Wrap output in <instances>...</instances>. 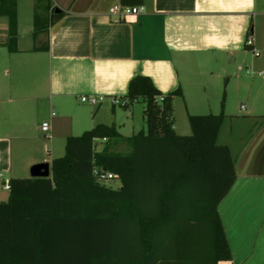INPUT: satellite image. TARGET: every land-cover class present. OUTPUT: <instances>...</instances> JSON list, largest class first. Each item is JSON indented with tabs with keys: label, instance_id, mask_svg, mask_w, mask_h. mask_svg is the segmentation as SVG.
I'll return each mask as SVG.
<instances>
[{
	"label": "crops",
	"instance_id": "obj_1",
	"mask_svg": "<svg viewBox=\"0 0 264 264\" xmlns=\"http://www.w3.org/2000/svg\"><path fill=\"white\" fill-rule=\"evenodd\" d=\"M116 4L0 0V181L51 165L45 141L58 148L98 124L117 126L112 99L123 98L138 75L165 95L181 89L174 111L178 98L190 115L213 112L207 100L223 95L217 141L230 123L222 145L236 180L218 208L233 260L219 264H264V0H143L134 6L141 14L114 23L108 12ZM90 95L105 101L81 102ZM52 105L60 116L45 114Z\"/></svg>",
	"mask_w": 264,
	"mask_h": 264
},
{
	"label": "trees",
	"instance_id": "obj_2",
	"mask_svg": "<svg viewBox=\"0 0 264 264\" xmlns=\"http://www.w3.org/2000/svg\"><path fill=\"white\" fill-rule=\"evenodd\" d=\"M182 95L162 94L138 75L123 99L129 109L144 102L146 129L127 138L130 152L97 151L99 141L121 137L116 126L98 124L67 138L50 177L9 180V199L0 202V264L232 261L218 210L236 180L232 153L217 141L226 115H189L192 133L180 135L173 102ZM95 168L113 173L121 187L100 183Z\"/></svg>",
	"mask_w": 264,
	"mask_h": 264
},
{
	"label": "rangeland",
	"instance_id": "obj_3",
	"mask_svg": "<svg viewBox=\"0 0 264 264\" xmlns=\"http://www.w3.org/2000/svg\"><path fill=\"white\" fill-rule=\"evenodd\" d=\"M223 94V93H221ZM222 98H218L214 96V94L207 100V102H210L212 111L205 110L204 113L200 114H207V113H215L220 114L223 108H221V103H223V95ZM186 102V101H185ZM175 111H174V122L173 126L174 128H177L178 134L180 135H190L192 133V129L189 123V115L192 114L191 110L188 108L187 103L185 104L182 99L176 98L175 103ZM209 106V105H208ZM145 108V104L143 101H139L133 105V109H125V107L116 106V113H118V120H117V126L116 128L122 135L121 137H118L116 139H112L109 142H98L96 145V150L101 151L105 147L110 148L112 151L120 152V153H128L130 152L131 148L127 142V138L133 137V135L140 134L142 131H145L146 124H145V116L143 113V110ZM51 111H54L58 116L61 115L62 111L57 107L52 105L49 110L45 113L46 115L49 114ZM134 111V115L130 118L126 117L129 112ZM208 111V112H207ZM241 116H244L240 114ZM48 123H51V119L48 117L47 120ZM229 122V121H227ZM223 132L220 137L219 144H223L226 142H229L232 133H231V125L230 123L227 125H223ZM144 129V130H143ZM135 133V134H134ZM186 133V134H184ZM250 131L246 134L247 137L249 136ZM235 134V133H234ZM45 144H47V148L44 147V149H49L51 152L49 153L48 159L52 158H60L65 155V142H60L58 148L52 147L49 141H45ZM240 143L238 144V146ZM234 152L237 149V146H234ZM48 151V150H47ZM60 153V154H59ZM51 155V156H50ZM9 181L6 180V182L0 181V201H8L9 199V190L5 187V185ZM107 187H111L113 189H118L121 187V181L119 179H114L112 181H109L105 183ZM222 264H228L227 262H223Z\"/></svg>",
	"mask_w": 264,
	"mask_h": 264
},
{
	"label": "built area",
	"instance_id": "obj_4",
	"mask_svg": "<svg viewBox=\"0 0 264 264\" xmlns=\"http://www.w3.org/2000/svg\"><path fill=\"white\" fill-rule=\"evenodd\" d=\"M143 12V7H129V6H124L122 4H116L113 5L109 9V16L112 18L114 23H120L127 19L130 16H137ZM246 45L248 47H251L254 45V37L249 36L246 42ZM257 55H259L257 53ZM164 97L160 98V101H162ZM105 101L104 96H95V95H90V96H83L81 97V102L86 103L92 106H98L102 102ZM112 104L114 106H120V107H125L127 105V102L123 98H113L112 99ZM55 115V113H53ZM42 131L45 133H49L50 131V124L48 122H45L42 124ZM93 175L96 177V179L100 183H107L109 181L114 180L116 177L113 173L107 172L103 169L100 168H95L93 171ZM5 187L9 189V185L6 184Z\"/></svg>",
	"mask_w": 264,
	"mask_h": 264
},
{
	"label": "water",
	"instance_id": "obj_5",
	"mask_svg": "<svg viewBox=\"0 0 264 264\" xmlns=\"http://www.w3.org/2000/svg\"><path fill=\"white\" fill-rule=\"evenodd\" d=\"M60 10H56L59 14ZM51 176V165L48 162L40 163L32 167L31 178H47Z\"/></svg>",
	"mask_w": 264,
	"mask_h": 264
}]
</instances>
